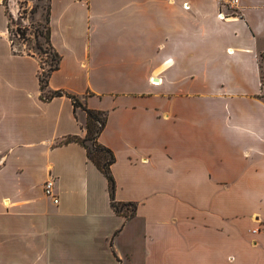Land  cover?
Wrapping results in <instances>:
<instances>
[{"label":"crops","instance_id":"0c3cea01","mask_svg":"<svg viewBox=\"0 0 264 264\" xmlns=\"http://www.w3.org/2000/svg\"><path fill=\"white\" fill-rule=\"evenodd\" d=\"M239 1L49 0L48 88L106 113L98 142L131 217L59 143L84 136L85 112L40 98L0 2V264H264V0Z\"/></svg>","mask_w":264,"mask_h":264},{"label":"trees","instance_id":"16d2710c","mask_svg":"<svg viewBox=\"0 0 264 264\" xmlns=\"http://www.w3.org/2000/svg\"><path fill=\"white\" fill-rule=\"evenodd\" d=\"M45 12V25H44V31H40L38 27H35V29L32 32L36 49L39 52L44 53L47 56L46 61V67L42 64V62L39 60V71L37 75L38 79V85L40 90V98L42 100H49L53 97L62 96L65 95L69 97L73 103L74 108H80L85 112V124H84V130L85 134L83 137L80 136H67L64 137L59 141L60 144L62 143H68V142H76L80 144L86 152V156L89 161H91L95 167L102 173V175L105 177L107 182V191L109 196V203L112 208V210L116 214H123L126 217H131L136 208L135 202H118L114 199V191H115V180L113 178V175L110 170L111 164L114 162V154L113 152L107 148L106 146L102 145L98 142V136L102 129L105 126L106 122V113L104 111L100 110H92L88 109L85 106H83L78 99L72 95L69 94L63 90H51L48 88V79L51 73L55 70H57L60 62V55L58 52L54 49L50 42V31H49V0H46V5L44 7ZM10 20V17H9ZM9 22H8V32L9 29ZM19 35L24 34L22 30H17ZM9 36V40L11 43V48L15 53L19 54H27V55H36L38 57V53H34L31 51H23L19 48L15 47V44L13 43V39ZM41 37L43 39V44H41L38 41V38ZM124 208H129L127 212H124Z\"/></svg>","mask_w":264,"mask_h":264},{"label":"rangeland","instance_id":"374dc122","mask_svg":"<svg viewBox=\"0 0 264 264\" xmlns=\"http://www.w3.org/2000/svg\"><path fill=\"white\" fill-rule=\"evenodd\" d=\"M0 2L9 14L10 31L8 35L12 36L11 38L15 47L37 54L39 51L36 49L32 32L35 27H38L40 31H44V7L46 0H0ZM18 29L24 32L23 36L18 34ZM38 41L45 46L41 37L38 38ZM37 55L38 59L46 67L47 56L42 52H39ZM261 69L264 81V61L261 62ZM128 210L129 208H124V212Z\"/></svg>","mask_w":264,"mask_h":264},{"label":"built area","instance_id":"2783aa9c","mask_svg":"<svg viewBox=\"0 0 264 264\" xmlns=\"http://www.w3.org/2000/svg\"><path fill=\"white\" fill-rule=\"evenodd\" d=\"M217 2L219 3L220 8L223 7L227 10H231V12H235L240 3L239 0H217ZM183 7L186 8V5L183 4ZM229 16H226L222 11L217 13L219 19H225ZM43 193L45 196L49 197L53 203L56 204L58 202V197L54 192V178L52 176H49V178L43 183Z\"/></svg>","mask_w":264,"mask_h":264}]
</instances>
